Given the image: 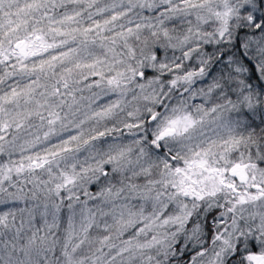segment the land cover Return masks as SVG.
Returning a JSON list of instances; mask_svg holds the SVG:
<instances>
[{"label": "snow or ice", "instance_id": "1", "mask_svg": "<svg viewBox=\"0 0 264 264\" xmlns=\"http://www.w3.org/2000/svg\"><path fill=\"white\" fill-rule=\"evenodd\" d=\"M0 264H264V0H0Z\"/></svg>", "mask_w": 264, "mask_h": 264}]
</instances>
